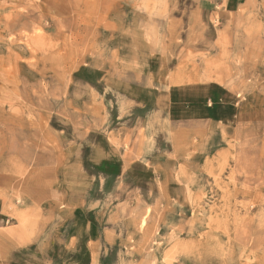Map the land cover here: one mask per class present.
Returning <instances> with one entry per match:
<instances>
[{"label":"rangeland","instance_id":"1","mask_svg":"<svg viewBox=\"0 0 264 264\" xmlns=\"http://www.w3.org/2000/svg\"><path fill=\"white\" fill-rule=\"evenodd\" d=\"M221 5L208 16L197 0H0V231L63 222L37 252L64 264L89 156L127 135L132 109L152 108L129 106L126 88L194 87L229 117L181 129L164 109L180 153L171 169L148 164L144 201L119 203L99 264H264V0ZM149 151L147 163L167 158ZM169 175L180 186L163 194Z\"/></svg>","mask_w":264,"mask_h":264},{"label":"crops","instance_id":"2","mask_svg":"<svg viewBox=\"0 0 264 264\" xmlns=\"http://www.w3.org/2000/svg\"><path fill=\"white\" fill-rule=\"evenodd\" d=\"M222 1L225 0H197V10L203 15H217L222 8ZM138 86L131 83L126 88L128 105H148L152 108L149 107L150 110L147 111L137 107L135 110L132 109L131 117H122L124 121L122 125H130L127 135L114 136L110 141V138L106 139L104 145H98L96 151L89 156L87 166L83 167V176L88 181V188L78 198L81 203L80 210L72 211L73 220L68 226L72 233L69 241L77 243H74L73 248L62 246L65 251L69 248L67 252L70 248L72 250V258H68L66 263L71 259V264H93L97 259L96 264H99L102 259L100 250L106 245L103 244L105 235L114 234L117 231L115 220L119 217L117 209L120 208V204L133 201V195L136 196L135 200L144 201L147 187L157 183L153 174L154 169H151V165L148 164H152L154 168L163 166L167 170L173 167L174 161L169 159L168 155L172 152L180 153L178 152L180 149H177L178 147L174 144L170 146L168 143L170 140L164 135V126L167 125H164V109H169L170 120L178 122L181 129L185 128L186 123H193L201 118L222 117L223 119L228 118L231 113L227 108L220 107L218 103L211 107V99L207 100L206 96L199 92L200 90L194 91V87L171 88L169 93L163 95L156 87V89H147L148 87ZM148 96L151 102L146 101ZM217 97L216 94L213 96L214 99ZM154 135L159 141L158 147L148 149L146 141ZM149 150H154L151 151L153 155L159 150L167 155V158H164L159 165L151 156L153 160H148L149 163H147ZM171 177L176 178L174 174ZM171 177L169 175L168 179H165L161 176V186L164 189L166 187L163 194H171L179 189L176 188L180 186L178 181L170 179ZM111 201L112 205L106 204ZM109 223H113V227H110ZM45 224L46 228L43 229L42 217L38 216L27 224L18 223L14 227H3L5 231H0L2 235L0 251L2 250L5 261L1 264H41L37 251L48 242L49 234L57 232L58 224L65 227L63 222L56 220ZM112 238L113 236L110 237L109 242ZM60 250L62 251V248Z\"/></svg>","mask_w":264,"mask_h":264}]
</instances>
